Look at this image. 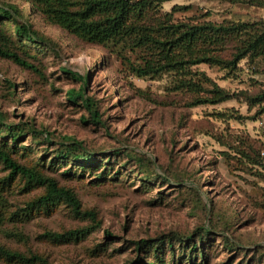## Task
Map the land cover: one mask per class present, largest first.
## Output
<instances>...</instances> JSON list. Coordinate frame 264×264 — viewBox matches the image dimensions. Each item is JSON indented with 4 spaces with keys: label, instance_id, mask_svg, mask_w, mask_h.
<instances>
[{
    "label": "rangeland",
    "instance_id": "1",
    "mask_svg": "<svg viewBox=\"0 0 264 264\" xmlns=\"http://www.w3.org/2000/svg\"><path fill=\"white\" fill-rule=\"evenodd\" d=\"M0 7L27 62L0 56V146L72 189L93 215L29 205L44 186L6 180L0 162V244L36 258L0 254V264H264V62L192 67L230 97L191 105L194 92L171 89L168 74L138 76L116 46L78 38L26 0ZM160 9L175 20L264 18V0H167ZM18 24L31 37H18ZM85 76L100 123L68 97ZM88 155L95 165L80 160ZM81 227L90 229L82 237L50 235Z\"/></svg>",
    "mask_w": 264,
    "mask_h": 264
},
{
    "label": "trees",
    "instance_id": "2",
    "mask_svg": "<svg viewBox=\"0 0 264 264\" xmlns=\"http://www.w3.org/2000/svg\"><path fill=\"white\" fill-rule=\"evenodd\" d=\"M26 1L30 8L41 14L46 21L59 25L80 39L116 46L117 55L138 76L156 78L163 74L170 75L171 89L188 90L196 94L191 105L221 102L230 97L229 93L213 82L204 71L192 70V67L207 64L230 71L237 68L242 59H246L248 63L264 62V18L253 21H211L192 18L175 20L172 18V12L160 9L162 3L167 0ZM8 8L0 7V19L11 16ZM15 33L18 37H31L30 29L23 24L16 25ZM12 43V36L0 22V56L20 65H27L21 55L12 49ZM130 55H134V58L131 59ZM81 80L82 86L77 90L71 89L68 97L71 100L79 99L90 114L89 120L100 123L99 112L84 93L87 76ZM207 84H212V88L207 90ZM260 99L264 100V91L257 96V100ZM44 133L48 137L49 134L45 131ZM260 154L264 155V152L258 150L256 157L259 158ZM80 160H85L91 165L96 163L95 155L81 156ZM0 162L9 169L6 180L20 175L29 182L44 186V192L31 200L29 205L46 206L63 202L75 214L93 216L90 211L81 208L80 201L72 189L59 185L54 177L21 164L4 146H0ZM89 231V227H81L50 235L56 239H68L82 237ZM186 240H192V237L189 236ZM140 248L142 242H137V249ZM0 254L15 261L30 262L36 259L34 256L26 257L1 244Z\"/></svg>",
    "mask_w": 264,
    "mask_h": 264
}]
</instances>
